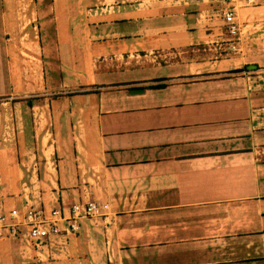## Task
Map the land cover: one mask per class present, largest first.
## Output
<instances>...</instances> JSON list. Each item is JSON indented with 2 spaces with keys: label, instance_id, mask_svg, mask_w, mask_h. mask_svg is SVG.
<instances>
[{
  "label": "crops",
  "instance_id": "crops-1",
  "mask_svg": "<svg viewBox=\"0 0 264 264\" xmlns=\"http://www.w3.org/2000/svg\"><path fill=\"white\" fill-rule=\"evenodd\" d=\"M31 1L63 95L0 106V209L25 202L24 177L50 178L55 155L61 181L31 198L105 205L81 223L106 244L84 264H264V0L239 9L240 53L207 0ZM9 14L0 0V48ZM14 64L0 55V75ZM5 244L9 264L31 257Z\"/></svg>",
  "mask_w": 264,
  "mask_h": 264
},
{
  "label": "rangeland",
  "instance_id": "rangeland-1",
  "mask_svg": "<svg viewBox=\"0 0 264 264\" xmlns=\"http://www.w3.org/2000/svg\"><path fill=\"white\" fill-rule=\"evenodd\" d=\"M2 3L6 4V6H8L10 9V14L6 18V25H10L9 30L7 31H10V34L8 35H11L12 42L10 46L4 47L3 45L2 48H0V55L7 57L8 59L11 57V61H15V64L11 66L13 69L12 79L8 80V74H6V72H9V69L7 66L4 67L5 69L3 68L5 72H1L0 85L2 87L5 86L4 89L7 91L11 87L13 93L11 98L8 95H1L0 106L28 105L27 101L30 102V105L37 106H48L54 104L53 101L61 98L63 94L59 93L57 88L50 89L48 87L52 86L53 84H57L58 74L50 73L46 63L47 59L46 57L44 58L42 49L39 47L42 46V33L40 30L38 16L31 13L30 11L29 6L31 5L32 1L27 2V0H14L13 2H10L7 0H2ZM88 22L89 18L83 16L82 24H89ZM226 52L228 53V49L224 51V53ZM8 54L9 57L7 56ZM49 76L52 79L51 83L49 82ZM54 156H51V163H48V165L45 164V168L46 166L49 167L50 172H47V174H50V178L48 175L47 177L40 175L37 179L34 178L33 180L28 177L21 179V182H23V192L26 193L28 198L32 199L31 195L37 193L40 196L41 201H45L43 198L46 199L45 195L47 192H49V189L45 185L46 181H61L57 175V170L60 164L56 162ZM25 165H28L29 168H31L37 167L39 164L30 162L25 163ZM40 166L43 167V164ZM0 180L2 181V183H0V188H3L4 178H0ZM66 203L71 204L73 202ZM104 242L105 241L103 238L90 237L89 235L84 236L83 238L81 234H76L75 237L69 239V252L65 257L55 259L46 257L42 260H39L35 257V255L30 253L31 257L22 259L20 264H84L83 261L88 260L87 253L86 257H83L85 256L84 251H87L88 249L103 250L106 245ZM76 250L83 251L77 258L72 257L71 254L75 253ZM9 255H12V248L8 247L6 244L0 246V264H9ZM68 260V263H62ZM72 260L75 262L72 263Z\"/></svg>",
  "mask_w": 264,
  "mask_h": 264
},
{
  "label": "built area",
  "instance_id": "built-area-1",
  "mask_svg": "<svg viewBox=\"0 0 264 264\" xmlns=\"http://www.w3.org/2000/svg\"><path fill=\"white\" fill-rule=\"evenodd\" d=\"M221 21L227 48L240 53L245 24L239 9L257 3V0H207ZM105 205L93 200L75 201L45 211L40 198L25 199L19 207L0 209V240H17L23 249L39 260L46 257H65L69 239L79 233L84 219L98 216Z\"/></svg>",
  "mask_w": 264,
  "mask_h": 264
},
{
  "label": "trees",
  "instance_id": "trees-1",
  "mask_svg": "<svg viewBox=\"0 0 264 264\" xmlns=\"http://www.w3.org/2000/svg\"><path fill=\"white\" fill-rule=\"evenodd\" d=\"M27 104H28V106H32V105H30V102L29 101H27Z\"/></svg>",
  "mask_w": 264,
  "mask_h": 264
}]
</instances>
